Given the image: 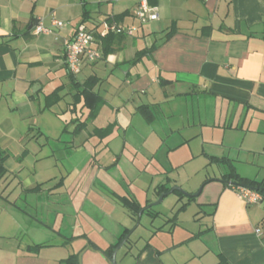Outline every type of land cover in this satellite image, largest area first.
<instances>
[{"label": "crops", "instance_id": "0c3cea01", "mask_svg": "<svg viewBox=\"0 0 264 264\" xmlns=\"http://www.w3.org/2000/svg\"><path fill=\"white\" fill-rule=\"evenodd\" d=\"M148 3L157 7L158 18L140 23L134 15L138 0H0V184L11 175L17 180L11 191H6L8 186L0 190V264H58L74 253L71 246L76 238L83 235L84 241L83 226L74 225L69 237L55 233L52 242L53 237L35 225L38 220L30 196L36 198L43 186L34 173L33 179L26 176V184H21V177L29 160L34 161L30 165L34 171L35 164L55 158L52 146L49 153L42 151L49 139L74 150H65L69 163L74 156L83 163L86 155L77 150L86 139L98 138L107 148L110 143L124 146L116 129L134 114L152 124L157 105L165 106L166 130L175 142L168 146V134L165 139V133H156L160 148L181 147L199 138L193 157L204 163L197 173L201 190L196 195L188 194L196 188L182 194L195 197L207 221L205 228L190 235L193 239L179 242L174 248L177 255H163L146 243L134 264H264V193L258 190L259 203H246L237 196L240 186L231 183H264V0ZM37 20L51 32L34 33ZM55 20L63 26L56 27ZM105 20L133 25L135 30L131 35L101 33ZM80 24L94 29L92 47L100 57L83 61L80 71L71 74L63 43ZM86 84L93 94H82L72 111L73 94ZM58 86L60 100L48 104L46 96ZM137 92L145 98L136 97ZM84 98L88 105L83 106ZM142 105L145 110L139 108ZM82 108L87 110L83 119L81 114L75 116ZM106 108L118 119L96 124ZM68 112L74 117L64 123L61 118ZM190 114L196 119L190 121ZM82 120L85 125L76 131ZM64 133L71 138H63ZM43 135L46 143L35 144ZM212 143L226 152H205ZM107 161L99 158L94 167L108 171L121 166L113 152ZM141 177L147 182L145 173ZM122 178L127 181L125 172L120 182ZM64 181L60 178L51 188L61 189ZM161 186L165 187L156 186L157 193ZM112 192L127 216L134 218L126 200L136 201L134 197ZM11 195L16 199L11 200ZM103 243L105 251L115 242L105 237ZM186 244L190 247L181 250ZM54 247H65L66 254L53 252ZM89 249L92 260L107 264L103 252ZM122 264H127L126 256Z\"/></svg>", "mask_w": 264, "mask_h": 264}, {"label": "rangeland", "instance_id": "374dc122", "mask_svg": "<svg viewBox=\"0 0 264 264\" xmlns=\"http://www.w3.org/2000/svg\"><path fill=\"white\" fill-rule=\"evenodd\" d=\"M135 96L140 99L145 98L139 92ZM163 110H165V106H155V118L152 124L146 122L139 114H134L133 119L128 117L127 123L123 124L120 129H116V132H119L117 138L120 139V142L125 143L124 146L119 147L110 143L107 148L104 141L99 143L98 138L92 136V138L86 139L84 145L77 150L78 154L86 155L83 163L77 161L79 159L77 156H74L72 163H69L65 158L66 151L71 153L74 150L69 146L65 147L63 142H56L59 141L58 139L56 141L49 139L42 151L43 154L49 153V148L52 146L53 149L55 148V158H51L50 162L45 160L35 164L36 171H33L30 166L34 163L33 160H29L31 164L24 166L21 184H26V176L33 179L32 174L34 173L37 183L39 182L43 186V190L36 194V198H34V194L30 196L34 207L32 208L33 216L38 220L37 224L35 223L37 228L50 235L51 238L53 237L50 241H55L57 237L55 233L61 231L68 234L69 237L74 225L77 229L83 226L84 241L80 239L83 238L82 235L80 238H76L71 246L74 253L81 251L80 264H100L96 260H92L93 250L89 247L103 252L101 246H106L103 239L106 237L112 242H116L124 228L129 230V236L116 253L117 264H122L123 256H126L127 264H134V257L146 243L157 248L163 255H177L178 250H174V248L179 246V242L185 240L183 242L187 243L193 239L190 235L196 232L199 227H206L204 223L207 219L199 210L195 197L182 194L187 193L189 189L196 188L195 191L188 194H195L201 190V179L197 173L204 163H200V158L193 157L197 151L198 142L196 141L199 138L181 147H172L169 150H167L168 147L160 148L162 143L156 133H165L163 135L165 139L168 134ZM86 111L85 108H82L77 111L75 116L81 114L80 118L83 119L87 115ZM63 114L61 119L64 123L74 117V113ZM112 116L114 114H111L106 108L95 123L105 125L109 120H113L112 118L118 119V117ZM192 119H196V115L192 118V114H190L189 120ZM67 136V133L63 134V138H71ZM171 136L168 134L167 139ZM214 136L216 137V134ZM166 142L168 146L175 144L173 138H169ZM43 143H46L45 135L41 136L35 144L42 145ZM54 143L57 144L54 146ZM174 146L176 147V145ZM221 147L219 143H212L210 146H205V152L218 155L222 153V150L226 152ZM7 152L11 156L14 154L12 151ZM112 152L120 159V167L108 171H99L97 166L94 167L95 160L99 158L101 161L108 162V157ZM124 172L127 174V181L122 178L120 182L119 177L120 175L123 177ZM129 173L132 176L131 181H129ZM144 173L148 178L147 182H144V178L141 177ZM12 176H9L8 181L13 180ZM50 177L51 181L48 179ZM62 177L63 180L65 179L64 187L55 190L51 188ZM8 181L0 184V190L2 187L8 186L6 191H11L17 183L15 179L12 181L13 184ZM161 184H164L168 190L172 187H178L180 190H173L165 194L159 203H155L160 194L155 191L156 186ZM107 185L108 187H106ZM51 189H53V193L50 192ZM112 191L120 195L132 196L140 204L139 210L141 209L142 212L137 225V217L127 216L126 209ZM12 196L11 200L16 199ZM23 199L22 197L21 204L24 202ZM67 200L68 206L66 205ZM70 200L74 202L75 209H73ZM193 243L198 242L195 240ZM183 247L181 250L190 246L186 244ZM52 251L66 254L65 247H54ZM106 263L111 264L109 259Z\"/></svg>", "mask_w": 264, "mask_h": 264}, {"label": "built area", "instance_id": "2783aa9c", "mask_svg": "<svg viewBox=\"0 0 264 264\" xmlns=\"http://www.w3.org/2000/svg\"><path fill=\"white\" fill-rule=\"evenodd\" d=\"M135 17L140 23H145L158 18L157 7L150 5L148 0H138V5L134 11ZM63 22L55 20L56 27L63 26ZM101 33L115 32L125 35H131L135 30V26H120L113 21H103L101 23ZM34 33H50L51 29L44 26L40 20H37L32 27ZM94 29L80 24L75 33L64 40V60L70 73L76 74L80 71L83 61H94L100 57L98 51L92 47L94 41ZM237 196L246 203H259L262 195L259 191L248 187L240 186ZM256 233H260V229H256Z\"/></svg>", "mask_w": 264, "mask_h": 264}, {"label": "trees", "instance_id": "16d2710c", "mask_svg": "<svg viewBox=\"0 0 264 264\" xmlns=\"http://www.w3.org/2000/svg\"><path fill=\"white\" fill-rule=\"evenodd\" d=\"M86 12V10H85ZM35 22L33 21V24ZM170 34V32H169ZM72 74V73H71ZM85 88H82L81 90H77L76 93L73 94V101L71 103V106H69V108L72 110V111H75V106L76 104L80 101V97L82 96V94L85 93V95L87 93L89 94H93L92 91L90 90L91 86L89 84H86L84 85ZM61 89V86H58L56 87L50 94H48L46 96V99L48 100V104H53L55 102H58V100H60V96L58 94L59 90ZM84 96V95H83ZM89 103H87V98L85 99L84 98V103H83V106L84 105H88ZM139 108H143L145 110V105H142V106H139ZM95 113L94 111L90 110V113H89V116H93ZM76 121H78V119H76ZM85 125V121H80L77 125H76V131L79 130L81 127H83ZM102 131L104 129H101ZM239 182V181H237ZM249 186H253V187H262L264 186V183H255L254 181H251V182H243ZM168 188L164 187V186H161L159 189H158V193H161L162 191H167ZM258 191V190H257ZM260 192H263L264 193V190H259ZM127 200V204H130V209L132 210L133 212V216L134 217H137V214H138V211H139V208L140 206L138 205V203L134 200H130V199H126ZM129 232L128 229H125L123 231V233L119 236L118 240L110 245L105 251H103V253L105 254V256L108 258V256L111 254L112 252V249L118 244V242L124 237V235ZM80 252H77V253H73V254H69L66 258L62 259L59 261L58 264H80Z\"/></svg>", "mask_w": 264, "mask_h": 264}, {"label": "water", "instance_id": "95a60500", "mask_svg": "<svg viewBox=\"0 0 264 264\" xmlns=\"http://www.w3.org/2000/svg\"><path fill=\"white\" fill-rule=\"evenodd\" d=\"M225 182H228V181H225ZM231 183H233V184H235V185H238V186L248 187V188H251V189H255V190H264V186H262V187H253V186H249V185H247V184H245V183H243V182H235V181H234V182H231ZM173 190H180V188H178V187H172V188L169 189L168 191H162V192L159 194V197H158L157 201H155V203H159V202L161 201L162 197H163L165 194H167V193H169V192H171V191H173ZM199 191H200V190H199ZM199 191H198V192H199ZM198 192L195 193V195L198 194ZM141 212H142V210L140 209L139 212H138L137 223H136V225L138 224V221H139V217H140V213H141ZM128 236H129V232H127V233L124 235V237L118 242V244L112 249L111 254L108 256V259H109V261L111 262V264H117V262H116V253H117V251L119 250V248L123 245V243L127 240Z\"/></svg>", "mask_w": 264, "mask_h": 264}]
</instances>
